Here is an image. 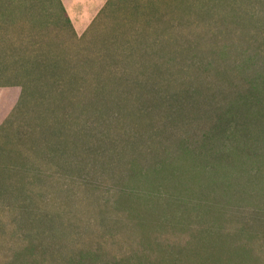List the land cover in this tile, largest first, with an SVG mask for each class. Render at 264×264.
Segmentation results:
<instances>
[{
	"label": "rangeland",
	"instance_id": "374dc122",
	"mask_svg": "<svg viewBox=\"0 0 264 264\" xmlns=\"http://www.w3.org/2000/svg\"><path fill=\"white\" fill-rule=\"evenodd\" d=\"M61 1L81 36L110 0ZM115 1L78 44L57 0H0L8 40L97 52L120 80L108 92L105 73L91 108L74 94L62 107L27 104L0 132V264H264V0ZM14 64L27 77L3 52L0 68ZM259 87L256 122L243 129L257 148L242 140L244 156L224 154L214 171L255 175L247 189L260 195L199 212L185 189L198 177L210 188L207 155L194 163L188 152Z\"/></svg>",
	"mask_w": 264,
	"mask_h": 264
},
{
	"label": "trees",
	"instance_id": "16d2710c",
	"mask_svg": "<svg viewBox=\"0 0 264 264\" xmlns=\"http://www.w3.org/2000/svg\"><path fill=\"white\" fill-rule=\"evenodd\" d=\"M13 2L14 1H11L10 3L13 4ZM57 2L59 7V18L71 31L72 37L76 42L82 44L90 36L97 21L115 5L116 1L110 0L102 12L92 21L89 28L81 36L76 32L62 1L57 0ZM2 21L3 20H1V22ZM1 27L2 25L0 26V29ZM8 46L13 47L14 49L5 48ZM3 52L10 56L14 63H21L20 67L26 70L28 75L24 79H21L18 72L15 76L17 72L16 64L13 66H2L0 68V88L16 87L19 89L17 102L7 118L0 125V132L5 128L11 117H14L13 115L27 104L51 103L62 107L63 105L65 106V103H68V101L73 99L71 96L74 94L85 107L91 108L103 95L101 89L103 87L102 80H104V78L102 76L105 73H107L108 77L106 78V82L104 80L103 89L105 88L106 83L110 85L108 92L113 89V87H115V89L120 87V80L117 78V82L114 71L105 67V64L103 63L104 59H102L101 55L97 52L92 54L88 53L82 57L77 53L75 55H64L61 52L54 53L50 51L49 47L45 48L44 46L42 47L35 43L14 41L12 39L8 40L4 32L0 30L1 57L3 56ZM261 87L257 89L256 97L251 99V97L247 96L245 93L240 101L230 105L218 118L220 119V124L216 133L207 138L202 143L203 145H200L198 150L188 152L192 156L194 163L199 162L207 155L205 158L206 164H204L202 171L200 170L199 173L202 172L201 175L205 176L206 180L210 181V188H203V178L198 177L197 180L194 181L197 183L196 185H198V187H194L195 189H185L188 195L191 196L193 195L192 193H194L201 198V201L195 206L197 211L203 212L206 207L208 209L214 208V205H207V203L205 204V201L216 202L220 199L227 200L235 197L242 198L243 193H246L251 198L252 195H255V197L260 195L259 191L254 193L249 192L247 189V184L254 181L253 177L255 175L252 176L247 174L245 177L233 175L232 173L226 172L227 165L226 168L220 167L225 170L220 176H218L214 170L217 169L215 167L224 163V154H226V157L232 156V160L239 156L238 153L244 156V149L239 150L242 148L240 146L242 140H244L245 147L251 145V152L255 147L257 148L259 141H257L255 137L250 136L246 132V129H243L245 126L251 127V125H254V122H256L255 117L251 116V108L252 106L257 105V102L262 97ZM244 113L246 114V117L244 116ZM260 113V116H263L264 111H260ZM242 119L245 120L244 125ZM237 135L238 137L239 135L241 136L240 139L237 138ZM217 138L218 140L216 141ZM236 139H238V141ZM204 153H206V155H204ZM258 157H260V155L257 154L255 158ZM255 162H257V160H255ZM159 168V166L156 167L155 172ZM228 168L231 167L229 166ZM162 172L165 171L160 168L159 174ZM156 173L158 174V172ZM144 177L145 175H141L133 182ZM193 178H195V176ZM235 182L236 185L233 184ZM131 192L135 191L132 190ZM131 192L127 193L122 190V193L126 196H133L136 194Z\"/></svg>",
	"mask_w": 264,
	"mask_h": 264
},
{
	"label": "crops",
	"instance_id": "0c3cea01",
	"mask_svg": "<svg viewBox=\"0 0 264 264\" xmlns=\"http://www.w3.org/2000/svg\"><path fill=\"white\" fill-rule=\"evenodd\" d=\"M65 3V2H64ZM64 5V4H63ZM88 10V11H87ZM85 11V14L87 15V22L86 26L83 30H85L93 18L95 17V13H93L91 16H89V8H87ZM69 12V17L75 27V29L78 30L76 24L77 22H80L79 14H76V12ZM19 97V89L16 87H4L0 88V125L2 122L7 118L9 113L12 111L13 107L15 106V103L17 102V99Z\"/></svg>",
	"mask_w": 264,
	"mask_h": 264
}]
</instances>
